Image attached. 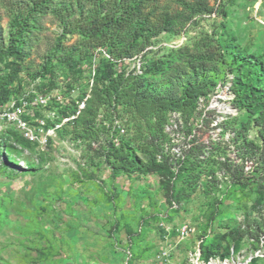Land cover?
Instances as JSON below:
<instances>
[{
    "label": "rangeland",
    "instance_id": "rangeland-1",
    "mask_svg": "<svg viewBox=\"0 0 264 264\" xmlns=\"http://www.w3.org/2000/svg\"><path fill=\"white\" fill-rule=\"evenodd\" d=\"M60 2L73 7V17L92 8L90 0H56L53 6ZM215 6L212 13L178 21L174 32L142 37L127 62L116 61L111 76L109 51L96 48L84 56L78 34L60 41L63 28L51 9L38 16L21 54L0 55L1 103L31 89L55 94L33 113L55 130L47 143L27 140L13 126L0 129V264H264V192L243 193L232 185L233 173L244 178L251 171L253 160L242 164L235 140L247 112L227 89L233 78L225 63L229 55L220 61L209 56L232 41L264 61V0H220ZM156 9L174 13L183 7L179 0H159ZM12 20L0 0L5 46ZM138 60L149 97H180L200 63L215 81L196 99L188 120L183 116L174 141L165 131L167 113L155 161L168 169L156 166L146 148L150 119L105 106L78 132L74 118L66 120L96 78L105 87L119 73L135 74ZM115 119L128 132L119 143H128L144 171L112 170ZM248 139L259 142L255 127ZM197 146L204 152L197 154ZM173 147L184 155L176 163L170 161L178 157ZM184 225L190 231L182 236Z\"/></svg>",
    "mask_w": 264,
    "mask_h": 264
},
{
    "label": "trees",
    "instance_id": "trees-1",
    "mask_svg": "<svg viewBox=\"0 0 264 264\" xmlns=\"http://www.w3.org/2000/svg\"><path fill=\"white\" fill-rule=\"evenodd\" d=\"M6 10L13 16L9 45L0 42V55H19V49L24 37L36 28L38 16L51 9L60 21L63 33L60 41L69 34L81 36L80 44L84 48V56L93 49L105 47L109 53V74L113 75L116 61L131 57L142 43L141 38H153L163 32H174L178 21L190 20L198 14L212 13L217 10L215 6L220 0H179L183 9L174 13L157 12L156 4L159 0H90L92 8L78 17H73L74 9L71 5L60 2L53 6L56 0H1ZM222 15L226 11L222 9ZM220 45V43L218 44ZM217 45V46H218ZM212 61L225 60L224 54L230 59L225 61L228 71L233 75L230 90L234 94V102L242 110L247 112V118L241 121L235 133L237 149L242 164L250 158L253 160L251 171L244 178L236 176L232 185L243 193L248 190L264 192V61L261 55H251L245 48L238 49L232 41H226L222 48L210 50ZM144 73V71H143ZM207 69L204 63H200L194 69V73L188 78L186 86L180 97H149L142 90L147 78L144 75L134 73H119L111 83L101 87V80L93 81L88 97L85 99V107L69 110L70 115L79 113L71 120L76 132L80 128H89L97 110L108 106L111 110L122 107L128 112H133L143 120H152L149 123L153 132L147 140L155 165L167 168V164H159L155 161V152L158 149L155 142L158 136L165 134L162 129L166 115L170 111H180L188 120L196 99L200 95L207 94L209 85H214L212 77L206 75ZM3 98L0 95V103ZM115 111V110H114ZM117 113V111L115 112ZM66 115V114H65ZM255 127L256 140L248 139V132ZM117 133V132H116ZM143 136V135H142ZM123 141V140H122ZM120 142L114 146V153L109 159L114 172L124 171L132 173L135 169L145 170L139 158L135 155L128 143ZM204 152L202 146H197V154ZM168 169V168H167ZM217 217L213 213L209 221ZM241 232H243L241 230Z\"/></svg>",
    "mask_w": 264,
    "mask_h": 264
},
{
    "label": "built area",
    "instance_id": "built-area-1",
    "mask_svg": "<svg viewBox=\"0 0 264 264\" xmlns=\"http://www.w3.org/2000/svg\"><path fill=\"white\" fill-rule=\"evenodd\" d=\"M108 57L110 56L108 55ZM128 60L129 59L124 58L123 60H119L118 62H127ZM142 64L143 62L141 60H138L135 74L143 72ZM230 85L227 87V89L232 93V91L230 90ZM232 96L234 97L233 93ZM52 97H55V94L38 93L36 90L31 89L30 91L22 93L17 98L13 97L8 102L0 103V129L6 128L8 126H13L23 135L25 139L33 142L38 141L39 143L41 142L43 144L47 143L55 130L46 129V120L39 116L33 117V113L36 108L47 106ZM58 99H61V97L58 96ZM84 107L85 100L82 102V105H80L79 111ZM79 111H77L76 115L79 113ZM169 114L170 121L165 126V131L169 133V136L171 137L169 139L174 141L175 136L177 135L175 134V132L178 130L177 128L179 127V124L182 125L183 114L180 111H171ZM76 115H73V117L70 118H66V120H70L71 118L73 119L76 117ZM115 123L117 124L118 135L113 138V142L116 145H119V135L127 136L128 132L125 124L120 123L117 119H115ZM40 131L42 132V134L40 133ZM167 149H169V147ZM172 150L178 152V157H171L170 161H175L176 163L184 158V155L178 151L177 147H173ZM156 158L158 159V161H163V149L160 152L156 153ZM189 231L190 228L187 225H184L179 230L182 236L188 234Z\"/></svg>",
    "mask_w": 264,
    "mask_h": 264
}]
</instances>
